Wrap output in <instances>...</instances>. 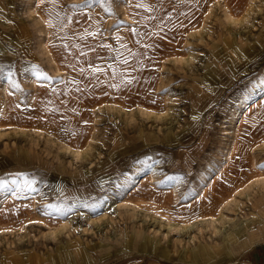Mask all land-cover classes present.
Wrapping results in <instances>:
<instances>
[{
	"label": "rangeland",
	"instance_id": "obj_1",
	"mask_svg": "<svg viewBox=\"0 0 264 264\" xmlns=\"http://www.w3.org/2000/svg\"><path fill=\"white\" fill-rule=\"evenodd\" d=\"M37 1L0 0V264H164L147 241L171 252L207 246L216 255L204 249L205 261L226 248L257 264L264 233L241 235L264 217V187L236 194L214 225L191 199L212 188L200 180L221 164L222 181L231 176L237 131L264 115V0H205L196 19L183 0H54L73 23L77 53L94 45L87 16H101L88 32L98 46L121 49L114 61L84 58L85 82L44 53L30 8L45 14L51 3ZM10 20L22 23L28 46ZM251 98L258 104L244 116ZM240 138L246 146L249 132ZM169 220L191 229L169 231Z\"/></svg>",
	"mask_w": 264,
	"mask_h": 264
},
{
	"label": "bare ground",
	"instance_id": "obj_2",
	"mask_svg": "<svg viewBox=\"0 0 264 264\" xmlns=\"http://www.w3.org/2000/svg\"><path fill=\"white\" fill-rule=\"evenodd\" d=\"M183 1H184L183 2L184 3V7H183L184 14L190 15L194 19H196L198 17L200 10L204 11L206 8L205 3H204L205 0H183ZM37 2H38V4H42L43 0H38ZM50 3H51L50 9L45 14H44V12H40L38 5L34 6L35 5L34 3H33L34 5L30 8V11L32 14H35V15L39 14V20H40L41 25L43 26V32L46 35V37L44 36L45 40L42 43V47L45 51L44 53L47 54V57L50 60H52L56 63L57 70L59 72H62L63 76L69 75L70 77H72V75H73V76H75V78H82V80L85 82L86 77L84 75H79L78 71H77L80 67H82V65L85 64L84 58H85V60L87 59V64H88L90 60H94V61L100 60L103 62L109 61V60L114 61L116 58H119L122 55L121 49L116 50V51L114 49L113 50L114 52H111L110 49L108 47H106L105 45L98 46L99 45L98 39L96 37H94V35L96 33L95 31H93V33H91V34H88V32L90 30H97L98 29V27H99L98 20L101 18V16H98V17L87 16V18H86L87 19V45H89L91 43H93L94 45L92 46L91 49L87 48V50H84L83 52L77 53V51H78L77 41L78 40L76 38H74V37H76V35L73 32L74 27H73L72 21H69V20L64 21L63 19H61L63 17L59 13V7L60 6H58L54 0H50ZM208 6H209V4H208ZM32 14H30V15H32ZM8 16H10V15L7 14V17ZM130 19L132 20V18H130ZM56 23H59V24H56ZM23 27L24 26L22 25V23H18V22L14 23L13 20H12V22L10 20V30H12L14 28L15 30L17 29L18 32L20 31V34L22 33L21 38L23 39V41H21V38H20L22 46L24 45V42H26V44H27V42L29 41L28 33H27V31H25L26 30L25 28L23 29ZM14 32H16V31H14ZM17 35H18V33H17ZM61 36H62V39L60 38ZM123 42L124 41H120L119 46H122ZM153 42L157 46H161V48H162V45L164 43V41L158 35H156V37L153 39ZM239 44H240V42H239ZM27 46H28V44H27ZM233 53L235 55V52H233ZM4 56H5V54H4ZM44 56L45 55H43V57ZM122 57H124V56H122ZM0 64H2L1 60H0ZM52 64H53V62H52ZM79 76H82V77H79ZM5 78L8 79L7 77H5ZM87 78H89L88 74H87ZM70 83L71 82H69L68 86L70 85ZM84 84H83V86H84ZM68 86H65V87L63 86L64 88L62 90H59L58 93H60L61 95L64 94L65 89L68 88ZM122 88L123 87L118 88V91L122 92L121 91ZM256 101L257 100L255 98H251L250 100L245 101L242 104L241 108H242V112H243L244 116H246L247 113L245 114V112L247 110L249 112L257 106L258 103ZM146 105H147L146 102L140 103V107H142L143 110L148 111V107ZM137 106H139V105H137ZM129 109H132V107H130ZM235 115H236V118L237 117H239V119L241 117L244 118L242 113L235 114ZM72 119H74V118H72ZM73 122H74V120H73ZM69 124L70 123H68V125ZM33 125H36V124H33ZM72 125H73V123H72ZM72 125H71V127H72ZM14 129H15V127H14ZM35 129H38V128H35ZM39 129H40V127H39ZM26 130H28V129H26ZM26 130L23 129V131H26ZM53 130H56V129H53ZM36 132H39V131H36ZM247 132H249V138H248L249 143L246 146L240 147V141H239V139L241 140L240 135L241 136L246 135ZM247 132L242 133L241 131L239 132V130H238L236 133L235 143L232 147V151L230 152V160H233V163L231 164L232 167L230 170L231 176H228L227 177L228 179L226 178V181H222V178H223V176H225L227 169H226V166L224 167V165H225L224 163L221 164L213 174H211L210 176H203V180L200 183L203 186L209 182L210 183L209 186H211L212 188L207 190V188H204V186H203V188L200 191V193L198 194V196H196L193 199L195 201L201 200L202 203L205 205V208L203 211L205 212L206 216L200 215L201 216L200 219L205 220V222H207L211 225H214L216 222V218H215L214 214L219 213V212L222 213L224 211L223 209L228 208L232 204V202L234 201L233 199H236L235 198L236 194H246L247 193V195H250L251 190L253 191L257 187H264V171L262 170L263 168L261 167V166H264V161L263 160L260 161L262 159L261 152L264 151V115L261 117V120L260 119L259 120L258 119L253 120L251 122L249 130ZM236 139H238V140H236ZM68 147L70 148V146H68ZM81 150H82V148H81ZM71 151L73 152V150H71ZM237 151L241 152L242 154L244 152L243 156H246V157H242L241 161L235 160V157H233V156H235V153ZM248 156H250V157L248 158ZM227 159H228V157H227ZM255 172H257V173H255ZM258 194L261 196V201H264V189L260 190V193H258ZM215 196H216V198H215ZM219 197H222L223 201L218 204L216 201L219 200ZM154 213H156V212H154ZM259 217H260V219L259 220L256 219V221H259L260 224L257 227H255L254 229L259 228L258 231H261L262 233H264L262 231V230H264V217H262L261 212H260ZM194 219H196V217ZM201 222H203V221H201ZM150 223H152V222H150ZM154 226H155V223H154ZM245 226L252 227V226H250V224H247ZM177 228L182 230L181 232L184 235V231H186V232L189 231L191 229V226L190 225H181L180 222H176V221H172V220L168 221V230L169 231L175 230ZM249 230H251V229H249ZM169 241H171V240H169ZM159 243L160 242L152 243L150 241H147V247H148V249L152 248L154 251H158L161 254L165 247L161 243H160V245H158ZM172 244H173V242H172ZM193 244H194V247L191 249L182 248V251H180L179 255L176 256L175 261L181 262L180 259H186V261L190 264H192V263H194V264L207 263L208 261H205V259L202 260L201 252L198 251V249H200L198 244H196V243H193ZM165 252H167V251H164V254H165ZM171 254H173V253H171ZM165 256H167V255H165ZM167 257H169V256H167ZM210 263H211V261H210ZM55 264H56V262H55ZM165 264H168V263H165Z\"/></svg>",
	"mask_w": 264,
	"mask_h": 264
},
{
	"label": "crops",
	"instance_id": "obj_3",
	"mask_svg": "<svg viewBox=\"0 0 264 264\" xmlns=\"http://www.w3.org/2000/svg\"><path fill=\"white\" fill-rule=\"evenodd\" d=\"M210 175V174H209ZM205 176H207V175H205ZM203 180V176H202V178H201V180H200V183H201V181ZM202 189H199V191H197V193H196V195L194 196V198L196 197V196H198V194L200 193V191H201ZM193 198V199H194ZM193 199H191V201H193V202H195V200H193ZM196 203V207L197 208H200V207H203V208H205V205L202 203V201L201 200H198L197 202H195ZM256 233H258L257 231H256V229H251V230H249L248 232H246V233H244V235H241V236H244L245 238H246V241L248 242L249 241V239L251 238V237H256L255 235H257ZM241 236H238V237H241ZM249 237V238H248ZM231 238L229 237V240H230ZM158 245H160V243L158 244ZM246 245V243H245V241H243L242 243H241V246H245ZM164 246V245H163ZM165 247V246H164ZM198 247V246H197ZM200 247V249H198V251L199 252H203V250L205 249V251H206V249H207V251H210V250H208V248H205V247H207V246H204V247H202V246H199ZM198 247V248H199ZM149 249H152V248H149ZM222 249V248H221ZM221 249H219L220 251H221ZM225 250L224 251H226V253H227V255L225 254V255H220V254H218L217 256H218V258H215V259H211L210 261H211V263H210V261H208L207 263H201V264H240V260H238V259H236V258H234L233 256H232V254H231V251H229V250H227L226 248H224ZM153 250V249H152ZM154 251V250H153ZM164 251H167V252H165V254H164ZM181 251H182V249H181ZM220 251H218L217 250V252H220ZM159 256H160V258H162V260H165V261H163L164 262V264L165 263H168V264H180V262L178 263H175L176 261H175V258H176V256H178L179 255V253H180V251L179 252H177V250L176 251H174V252H171L169 249H167L166 247L164 248V250H163V252L160 254L158 251H155ZM176 252V253H175ZM211 252L213 253V254H215L216 255V253H215V251L214 250H211ZM171 253H173L174 254V256H173V254H171ZM165 255H167V256H169V257H167V256H165ZM165 257V258H164ZM255 258H256V263L257 264H264V246L263 247H261V249L259 250V251H257L256 252V255H255ZM169 259V260H168ZM204 258H202V260H203ZM181 260V262H183L182 260H185V262H183L182 264H190V263H188L187 261H186V259H180ZM192 264H194V263H192ZM199 264V263H198Z\"/></svg>",
	"mask_w": 264,
	"mask_h": 264
},
{
	"label": "snow or ice",
	"instance_id": "obj_4",
	"mask_svg": "<svg viewBox=\"0 0 264 264\" xmlns=\"http://www.w3.org/2000/svg\"><path fill=\"white\" fill-rule=\"evenodd\" d=\"M4 73V69L3 68H0V74H3ZM13 74L11 73V71H9L8 72V74H7V78L8 79H11V76H12Z\"/></svg>",
	"mask_w": 264,
	"mask_h": 264
}]
</instances>
